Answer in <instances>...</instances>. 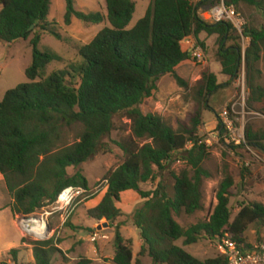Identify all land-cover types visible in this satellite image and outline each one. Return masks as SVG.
Wrapping results in <instances>:
<instances>
[{
  "label": "trees",
  "instance_id": "1",
  "mask_svg": "<svg viewBox=\"0 0 264 264\" xmlns=\"http://www.w3.org/2000/svg\"><path fill=\"white\" fill-rule=\"evenodd\" d=\"M65 1L64 23L73 19L83 24L98 25L107 21L88 44L79 50V64L45 76L46 68L58 57L39 50L43 34L61 39L56 24L49 21L51 0H0V43L29 41L33 49L32 64L26 69L27 83L9 90L0 99V176L10 195L7 208L18 219L39 217L43 209L53 205L68 187L88 189L81 167L94 157L104 137L114 129L116 117L130 121V136L117 146L124 162L108 172L107 191L100 203L87 210L96 222L106 220L114 228L113 259L95 263L83 259L78 264H225L221 255L198 260L175 243L195 245L202 240L219 242L226 236L247 249L244 234L251 226L264 227V205H243L232 221L230 190L233 178L227 175L216 194L217 205L208 220L184 227L176 219L191 217L204 209L203 181L210 173L203 167L210 149L199 137L204 114L213 111L209 98L231 86L245 63L249 105L264 114L263 72L264 24L260 28L245 27L244 35L251 44L242 56L240 37L229 23L209 24L200 16L221 0H152L145 16L128 29L134 12L133 0H105L107 15L84 13L75 8L74 0ZM240 12L255 10L264 22V0H224ZM34 30L31 31V28ZM205 33L216 37L217 73H204L194 89V108L187 125L174 130L157 114H144L140 106L154 99L158 82L171 76L179 87L187 83L176 70L190 59L182 49L184 40ZM205 50V45L198 41ZM79 127L74 142L61 145L66 129ZM219 130L221 124L218 125ZM264 135L246 129L247 146L264 151ZM190 147V148H189ZM234 152L244 147L231 146ZM185 170L173 174L169 187L160 179L177 159ZM75 172L68 174V169ZM151 183L154 187L143 189ZM126 192L143 201L130 216L140 232L142 246L134 258L133 242L121 235L118 222L122 210L117 204ZM171 192V193H170ZM22 239V243H26ZM35 264H52L58 253L54 240L32 243ZM19 251L10 254L17 262Z\"/></svg>",
  "mask_w": 264,
  "mask_h": 264
},
{
  "label": "rangeland",
  "instance_id": "2",
  "mask_svg": "<svg viewBox=\"0 0 264 264\" xmlns=\"http://www.w3.org/2000/svg\"><path fill=\"white\" fill-rule=\"evenodd\" d=\"M53 1L56 3V0ZM76 1H78L77 3L75 2L76 9L84 10V7L82 8L81 5V1L83 0ZM96 1H99L97 8H102L101 5L103 4V0ZM134 2L136 3V9L128 29L133 28L137 22L143 18V14L149 5V0H134ZM240 13L245 19V24L243 26V32L239 33L235 31V35L240 37L239 42L242 47V56L244 60L245 51L251 44V39L244 35L245 27L249 26L250 28L258 29L264 22L261 14L255 10L241 8ZM52 15V23L56 24V31L61 35V39L47 33L42 36L38 47L39 50L42 52H50L58 57V60H55L46 68L45 76L50 75L54 71L64 70L71 64H79L81 62L78 55L80 48L91 42L101 28V25L83 24L79 21H72L70 25H66L64 23V16H60L56 10ZM78 37L80 38L79 40ZM214 58L216 59V57ZM32 61L33 49L29 41H19L11 45L0 43L1 100L4 99L5 94L9 90L28 82L25 71L32 64ZM191 61L193 64H196L194 68L190 69L193 73L198 69V66H200L199 63L202 62L195 61L192 58ZM260 68L263 72L262 82L264 84V61H262ZM204 73L210 74L208 68L201 70L196 81L184 80L187 83V89L179 87L171 76L160 81V84L164 85L165 88H170V84H172L174 87L176 86L178 91L176 95H169L164 100L165 106L161 112L163 113L162 118L174 130H180L184 125H187L188 118L195 105L194 89L197 87ZM243 73L245 79L244 83L240 81ZM238 78L231 86L219 90L215 95L209 98V106L211 104L212 108L217 111H215V113L207 111L204 114L205 119L203 118V125L199 131V137L203 141L211 138L219 130L218 125L220 124V120L218 115L222 109L234 103H236V106L233 117L237 120L236 124L244 122L246 129H249L253 134L264 135V114L256 107H251L249 105L250 92L246 85L244 61ZM240 98H243V104H241ZM157 103L156 94L154 99L147 100L140 106V109L142 112H153L154 114V112H156ZM114 125V131L103 138L97 154L81 167L82 173L89 184V194L86 198L77 203L73 214L63 226L60 221L64 218V214L54 215L59 220L56 226H53L50 222L51 230L54 234L53 236L49 235L47 240L53 239L54 247L58 249V253H55L52 257V264H78L83 259L97 258L100 259V261L95 263H102L103 260L111 261L106 255L113 253L115 238L114 228L102 227L100 232L107 238L92 242L91 236L96 231L92 228L94 221L86 218L85 213H87V210L91 209L100 198L104 197L107 186H105L103 182L108 172L115 170L124 162V153L117 146V143L128 140L130 136V121L125 117H116ZM80 132L81 128L79 127L66 129L61 145L72 144ZM261 143L264 145V140H262ZM244 148L245 149L239 150V152L236 153L232 149H227L220 142H212V145L209 147L210 156L203 166L210 173V177L203 181L202 193L204 209L191 217L182 216L177 218L176 221L180 225L188 227L209 219L217 205L216 194L227 175L233 178V187L230 190L232 221L243 205L252 203L264 205V151L252 146H246ZM176 158L177 159H175L169 169L163 171L160 179H158L154 185H157L158 182L161 181V183L169 187L170 190L171 185H173V174L178 175L181 171L185 170V164L178 159L179 157ZM74 172L75 170L73 168L68 169L69 175ZM152 187L154 186L149 183L144 185L143 189L147 190ZM10 200L11 198L5 182L0 176V256L2 259L0 264H8V261H14L13 256L10 254L12 249L19 251L17 254V262H15L16 264H35L33 256L34 246L32 243L38 240L34 237L23 236L17 225L18 218L14 217L7 208ZM140 200L137 194L126 192L122 195L121 201L117 204L118 208L122 210L123 215L126 216L120 223L123 224V226H129L121 232V235L125 240H131L133 242L134 258H136L140 250L138 243H141V237L139 230L132 225L129 219L130 216L128 215H131L130 213L133 210L141 206ZM42 212L40 214H42ZM74 216L78 219H83L82 222L80 221L81 224L75 225L71 222ZM52 218L50 221H52ZM105 222L106 220H102L100 223ZM58 233L59 235H57ZM243 238L245 239L246 245L251 247L264 244V227L251 226L244 234ZM22 239H26L27 242L25 244L29 247H23L24 243H22ZM175 245L183 248L190 255L201 261L221 256L218 248L219 243L215 241L202 240L195 245L184 247L183 241L179 240ZM104 246L106 247V254L104 253ZM141 261L142 264H151V260L148 257L143 258Z\"/></svg>",
  "mask_w": 264,
  "mask_h": 264
},
{
  "label": "built area",
  "instance_id": "3",
  "mask_svg": "<svg viewBox=\"0 0 264 264\" xmlns=\"http://www.w3.org/2000/svg\"><path fill=\"white\" fill-rule=\"evenodd\" d=\"M199 16L209 24L226 22L231 24L239 33L243 32V26L245 24L243 15L237 11L234 6L227 5L224 0H221L219 4L205 10L204 12L200 11ZM191 58L198 62H202L204 60V54L201 47L195 45L192 48ZM244 80L243 73L240 81L244 83ZM240 102L243 104V98H240ZM235 106L236 103L227 105L219 113L218 117L221 129L218 130L211 138L203 141L207 147H210L212 142H220L227 149H230L231 146H247L246 126L244 122L236 124L237 120L233 117L235 114ZM103 184L107 186V181H104ZM89 192L90 191L88 189L86 190L81 187L71 186L65 188L59 194L57 201L53 205L43 209V212L39 215V217H29V220H25V218L18 219L17 225L23 236L34 237L38 241L47 240L49 235L53 236L54 234L51 230L50 219L56 214H64V218L61 221V225L63 226L73 214L77 203L86 198ZM31 222H36L38 226L31 227ZM57 235H59V233ZM106 238L107 237L101 234L100 231H95V233L91 236V241L97 242ZM218 243L219 251L226 260L225 264H264V244L247 249L243 245H239L235 241L231 240L228 236L220 240ZM1 260L0 256V262ZM8 264L16 263L15 261H8Z\"/></svg>",
  "mask_w": 264,
  "mask_h": 264
},
{
  "label": "crops",
  "instance_id": "4",
  "mask_svg": "<svg viewBox=\"0 0 264 264\" xmlns=\"http://www.w3.org/2000/svg\"><path fill=\"white\" fill-rule=\"evenodd\" d=\"M194 3H199L201 1L199 0H192ZM75 2L77 3L78 1L74 0V4ZM95 2V3H93ZM134 2V0H133ZM152 0H149V5L148 7L146 8L145 12H144V16L146 14V11L147 9L149 8L150 4H151ZM93 3V4H92ZM135 3V2H134ZM99 4V1H96V0H83L81 1V5H82V8L84 7V10H78L80 12H85V13H101L102 15L106 16L107 15V12H106V6H105V0H103V4L101 5V1H100V5L102 6V8H97ZM80 5V4H79ZM84 5V6H83ZM76 8V7H75ZM135 9H136V3H135ZM57 11L58 14L60 16H64L65 14V10H66V6H65V1L64 0H56V3L55 1L51 0V6H50V14H49V21L52 22L51 20V17L53 16V12L54 11ZM202 12H204L205 10H201ZM135 13V12H134ZM143 16V17H144ZM133 19V18H132ZM57 21V20H56ZM72 21L74 22H78L77 19H73ZM80 22V21H79ZM98 25H101V28L100 30L98 31V33L104 29L105 27H108L109 26V23L107 21L103 22L102 24H98ZM97 33V34H98ZM96 34V35H97ZM95 35V36H96ZM80 38L78 37V40ZM198 41L203 43L205 45V50L202 49L203 51V54H204V60L202 61V63H199L200 66H198V69L192 73V70H190L191 68H194L196 66V64H193L192 61H191V51H192V48L197 45L199 47H201L199 44H198ZM215 42H216V37L213 36V37H208L205 33H202L199 35L198 39H196L195 37H191V38H188L186 40L183 41L182 43V49L185 51V52H188L189 55H190V59L186 62H184L183 64H181L176 72L177 74L179 75V77H181L183 80H191V81H196L197 78L199 77L200 75V72L201 70L205 69V68H208V70L210 71V73H217L218 71V64H217V61L216 59L214 58L215 57V53H216V47H215ZM202 48V47H201ZM167 76H164L162 77L159 82H158V93H157V100H158V103H157V107L155 109L156 112H154V114H158L159 116L163 117V113L162 110L164 109V106H165V102L164 100L169 96H173V95H176L178 93L177 89H176V86L174 87L172 84H170V88H165L164 85H161L160 84V81L163 79L165 80V78H167ZM166 82V81H165ZM211 106V104H210ZM223 107V106H222ZM212 108V106H211ZM214 109V108H212ZM217 111L216 109H214V111H211V112H214ZM144 114H150V113H153V112H143ZM205 119V118H204ZM211 121V120H210ZM213 122V120H212ZM133 193V192H132ZM102 200V198H100V200L92 207H96L100 201ZM140 204L142 205V200L139 201ZM9 209V208H8ZM10 210V209H9ZM134 211V210H133ZM132 211V212H133ZM132 212L130 214H132ZM86 214V218H89L87 216V213ZM129 216V215H128ZM126 216L123 215L122 213V216L119 218L118 222L114 224V227L117 226V224H119L121 222V220L123 218H125ZM90 219V218H89ZM62 221V220H61ZM60 221V222H61ZM79 221V222H78ZM80 221L82 222L83 219H78L76 216H74L72 219H71V222L75 225H78V224H81ZM51 223L53 224V226L57 225L59 223V220L57 219V217H53L52 218V221ZM104 225V223H100V222H96L94 221L93 225H92V228L96 231H100L99 230V227ZM129 226H122L121 227V232H123L124 229L128 228ZM136 228V227H135ZM138 230V229H137ZM141 243H138L140 248L142 246V240L140 239ZM22 246V245H21ZM20 246V248H21ZM23 247H29L28 245H26L25 243L23 244ZM134 249V248H133ZM10 250V249H9ZM104 253L106 254L107 251H106V247L104 246ZM140 251V250H139ZM138 251V252H139ZM108 258H110L111 260L113 259V253L111 254H107L106 255ZM93 262H99L100 259H89Z\"/></svg>",
  "mask_w": 264,
  "mask_h": 264
},
{
  "label": "water",
  "instance_id": "5",
  "mask_svg": "<svg viewBox=\"0 0 264 264\" xmlns=\"http://www.w3.org/2000/svg\"><path fill=\"white\" fill-rule=\"evenodd\" d=\"M33 30H34V27L31 28V31H33ZM25 220H29V218H25ZM102 227L108 228L109 225H108L107 222H105L103 226H100V227H99V230H101Z\"/></svg>",
  "mask_w": 264,
  "mask_h": 264
},
{
  "label": "bare ground",
  "instance_id": "6",
  "mask_svg": "<svg viewBox=\"0 0 264 264\" xmlns=\"http://www.w3.org/2000/svg\"><path fill=\"white\" fill-rule=\"evenodd\" d=\"M32 224H31V227H37L38 226V224H36V222H31Z\"/></svg>",
  "mask_w": 264,
  "mask_h": 264
}]
</instances>
